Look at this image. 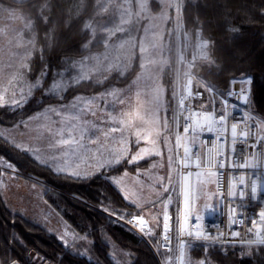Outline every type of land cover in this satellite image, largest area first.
I'll return each instance as SVG.
<instances>
[{"label":"trees","instance_id":"1","mask_svg":"<svg viewBox=\"0 0 264 264\" xmlns=\"http://www.w3.org/2000/svg\"><path fill=\"white\" fill-rule=\"evenodd\" d=\"M87 1L90 0H51L52 6L44 9L38 18L37 10L31 8L33 0H3L5 6L11 4L31 20L33 27L28 35L34 33L36 40L29 59V77L33 79L41 72L45 77L42 85L21 107L0 105L1 126L19 124L43 107L68 102L76 95L97 94L131 82L139 69L136 63L123 78L111 75L103 84H97L93 79L82 80L69 85L60 96L47 93V83L63 61L76 60L103 48L98 42L89 45L88 49L83 47L92 36L91 31L84 28L88 19ZM182 3L183 26L190 36L187 55L195 47L197 30L208 40V58L198 60L192 66L197 80H203L216 91H224L233 76L240 78L244 74L250 77V95L254 103L249 108L264 122V15H261L264 0H182ZM226 9L233 23L240 26L239 34L225 30L223 16ZM44 15L48 17L47 22ZM249 20L253 22L247 23ZM46 34L48 39H45ZM174 62L161 74V81L169 91H173L175 80ZM206 99L205 96L201 101L194 100L193 105L199 107ZM170 106L169 112L173 99ZM203 106L208 107L207 104ZM2 160L14 166L17 176L45 189V199L69 223L72 231L90 240V252L75 251L38 223L11 212L0 196V264H158L148 243L104 210L117 209L142 215L112 185L107 175L140 170L148 166L151 158L135 164L124 162L82 179L66 173L56 174L26 151L0 138ZM0 172L10 171L0 169ZM157 217L150 222L155 233L152 241L159 237L160 218ZM111 246L115 247V259L110 253ZM247 246L192 244L188 250V262L196 264L197 260L206 259L207 264H264V244Z\"/></svg>","mask_w":264,"mask_h":264},{"label":"rangeland","instance_id":"2","mask_svg":"<svg viewBox=\"0 0 264 264\" xmlns=\"http://www.w3.org/2000/svg\"><path fill=\"white\" fill-rule=\"evenodd\" d=\"M86 4V2H85ZM81 5L82 9L84 5ZM108 6V11L104 13V17L97 16V12L100 11L102 6ZM121 6L129 7L132 12L131 20L129 24L123 25L128 29L125 33L118 32L116 36L112 37L110 43L118 44L121 40H128L135 42L136 47L132 51L131 66L124 73L123 76H120L118 72L113 69L111 73L103 71L104 68H107L108 64H120L123 66L124 61V50L111 49L108 53V60L104 61L101 65V70L97 71L95 68L96 61L88 59L83 61L81 64H77L76 67L71 65L75 61H63L61 67L57 69L53 78L47 83L46 91L54 96H60L65 91L66 87L70 84H74L73 77L79 74H88L90 79L94 81L104 80L105 76L110 77L115 75L117 78H123L128 72L131 71L135 63L140 65V53L139 46L140 42L143 41L145 47L149 49V53L152 52L151 43H152V32L155 31L158 34H163V40L160 43L163 44V51L157 57H152L146 54V59L155 58L158 61H166V63L158 64L152 71L153 79L151 81L141 80L138 84H133V81H136L137 76L140 74L141 69L137 70L134 76L131 79V82L128 86L118 89H129L131 86V92L134 95L137 90H140L142 95L141 99L147 101L150 97L147 96L148 89L152 86H155L158 83L162 88V107L160 109L161 124H163V118L166 116L168 118V109L170 103L173 99V91L168 90L161 81L162 71L172 64L174 61L175 70H176V54H178V48H184V42H187L189 46V38L186 40L184 33L186 32L184 26L179 32V35L176 32V11L175 9H169V20L167 22L161 23L159 20L152 19L153 17L159 16V7L157 0H149V9L147 12L140 13V16H137L136 13L139 12V0H100V4H97V0L87 1L86 8L87 20L92 21L97 27V35H100L101 38H96L92 43H97L99 40L106 38V33H103L100 29V24L104 23V18H111L108 27H115L119 24V13L117 9ZM15 12V15L20 17V19H6L0 20V105H7L14 107L11 103L13 96L15 99L19 100L21 95L27 97V99L33 94V91L38 87H32L39 82V87L42 85L45 73L41 72L35 80H30L29 70V60L26 61L27 67L20 69L22 77L14 78L17 69L19 68V55L18 53L23 52L24 49H17L15 44L17 42L14 37V33H7L4 29L5 23L8 26L7 29L16 30L17 34H21L24 31L25 24L31 22V20L18 11L17 9H12ZM5 17L6 14H0ZM125 19H128L126 16ZM32 23V22H31ZM159 25L158 28H153V25ZM183 25V21H182ZM149 29L147 35H145L144 29ZM26 29V28H25ZM171 31V35L169 32ZM199 30H197L198 32ZM30 30L27 28L25 31L24 39L27 40L31 37V34L28 35ZM200 32V31H199ZM23 34V33H22ZM205 39V38H203ZM12 40V43L8 41ZM196 46V38H195ZM127 47V46H126ZM189 49V47H187ZM105 52V48H101L99 52H93L87 56H97L100 55L101 59L102 54ZM172 53V57H171ZM175 54V58H174ZM175 59V60H174ZM172 60V61H171ZM174 60V61H173ZM153 66L149 65V68ZM162 67V71L160 68ZM79 71V72H75ZM6 79V80H5ZM82 81V80H81ZM55 83L57 85L56 89L53 90L52 85ZM31 88V90H30ZM27 99L25 101H27ZM111 100V97H109ZM25 103V102H23ZM94 101L89 106H93ZM105 105V104H104ZM60 105H54L52 107H44L41 110H38L22 120L20 124L13 126H1L0 132L5 133V139L9 142H12V137L15 138L16 142L23 143L25 148L30 149L28 154L32 156L36 161L46 160L48 165L54 170L55 167H63L66 169V172H71L73 170H80L82 173H87V175L94 173L102 168L108 169V167H102L104 160L109 157V152L113 148H119L121 145L117 144L113 137L118 138L119 133L112 134L108 136L105 133L108 131L110 124H105L106 119L104 118L105 113L101 112V116H94L93 114H84V120L91 121L85 123L82 128H86L87 131H103L107 140H112L113 143L109 145L108 153L103 154V152H96L95 158L98 161L91 162V165L87 167H82L78 163L79 154L77 150H74L77 154L73 155V151L67 150V148L60 147L57 149L55 146L60 139H63L60 133L61 128L64 124V119L67 117V114L64 111H56L55 109H66L64 107H59ZM87 105L85 110L90 109ZM68 108H72L71 105H68ZM73 109V108H72ZM75 109H73L74 111ZM170 110V109H169ZM57 112H60V115H57ZM87 114V115H86ZM170 114V112H169ZM96 120V121H95ZM95 121L96 123H92ZM100 123H98V122ZM172 120L168 118L169 126ZM26 125V126H25ZM95 128V129H94ZM104 129V130H103ZM11 132V137H8V133ZM127 135V133H125ZM162 132L161 139L159 141V148L161 155L159 156H146L142 160L151 158L149 166L144 170H139L138 173H128L120 172L119 174L109 175L110 182L121 192V194L127 197L126 200L133 201L139 205H147L151 207L150 202H155L154 209L160 207V198L164 197L169 191V185L177 179V172L175 169L174 159L173 163L169 164V157H173V146H172V133L169 134V143L166 146L163 142ZM134 141V137L129 138V149L131 148V143ZM55 145V146H54ZM142 140L139 147H149ZM169 149L172 151L170 152ZM138 151V148L132 153L134 155ZM68 152V153H67ZM130 152V151H129ZM56 157V159H53ZM141 161V160H139ZM6 161H0V168L9 170L13 173H17L14 169H7L4 167ZM138 162V161H137ZM7 163V162H6ZM155 165V167H153ZM200 172L202 175L197 178V173ZM11 174V173H10ZM8 173L1 172L0 174V196L5 202L8 209L13 213H19L25 218L38 223L40 226L45 228L49 233L55 235L59 238L64 244L69 245L75 251L80 253H89L90 252V240H83L85 236H80L72 231L69 223L65 221L61 215L54 210V208L47 202L44 197L45 189L42 186H38L32 182H29L25 179L19 177H14ZM169 176H171V182L169 181ZM209 178L205 170H197L194 173V196L193 204L195 210L198 212L201 206L206 204L217 205V197L214 194L212 188V178ZM167 188V191L164 189ZM159 200V201H157ZM145 213L144 211L142 214ZM249 247V246H247ZM253 247V246H250ZM110 253L115 259V247L110 248ZM120 254V253H119ZM126 255V253H123Z\"/></svg>","mask_w":264,"mask_h":264},{"label":"snow or ice","instance_id":"3","mask_svg":"<svg viewBox=\"0 0 264 264\" xmlns=\"http://www.w3.org/2000/svg\"><path fill=\"white\" fill-rule=\"evenodd\" d=\"M158 7H159V16L153 17L154 20H159L161 23L167 22L169 20V9H175L176 11V32L179 35V32L182 30V9H183V3L182 0H157ZM97 4H100V0H97ZM52 6L51 0H33V3L31 5L32 9L37 10V16L39 18V14L44 11L46 8H50ZM149 9V0H139V12L136 13L137 16H140V13L147 12ZM108 11V6H102L100 11L97 12V16L104 17V13ZM119 13V24L115 25V27H108V23L112 22L111 18H104V23L100 24V29L103 33H106V38L101 39L98 41L99 44H102L105 48V52L102 54V59L100 55L97 56H91V57H85V59H91L96 61L95 68L97 71L101 70V65L104 63V61H107L109 56L108 53L111 49L115 48L118 50H124V61L125 63L123 66L120 64H108L107 68H104L103 71L111 73L113 69H115L120 76H123L124 73L128 70V68L131 66V59H132V49L136 47L135 42H131L128 40H121L118 44L116 43H110L112 41V37L116 36L118 32L125 33L128 31L123 25L129 24L132 16V12L129 7H123L121 6L119 9H117ZM0 14H6L4 18L6 19H20V17L15 15V12L12 10V5H4L3 0H0ZM261 15H264V10L261 11ZM128 17V19H125V17ZM43 19L45 22H47L48 17L47 15L43 16ZM223 22L225 30L229 33H232L234 35L239 34L241 29L240 26L235 25L233 23V20L230 16V12L226 9L223 16ZM253 21L249 20L247 23H252ZM33 27L32 23L29 22L25 24V28L31 29ZM159 25H153V28H158ZM84 28L91 31V39L88 40L87 43L83 45L85 49L89 48V45L92 44L94 40H96V33H97V27L93 24L92 21H88L84 24ZM145 35L148 34L149 29L145 28ZM169 35H171V31L169 32ZM186 40L189 38V34L187 32L184 33ZM152 43H151V49L152 52L149 53V49L145 47L143 41L140 42L139 46V53H140V69L141 72L137 76L136 81H133V84H138L141 80L145 81H151L153 79L152 71L153 69L161 63H166V61H158L155 58H149L146 59V54L157 57L160 55V53L163 51V44L160 43V41L163 40V34H158L157 32H152ZM45 39H48V36L46 34ZM17 42L15 44V47L17 49L23 48L24 51L18 53L19 55V68L17 69V72L14 76L16 78L17 76L20 78L22 77V73L20 72V69L26 68L27 63L26 61L29 60L32 56V51L35 48V34L33 33L30 38L27 40L24 39L23 34H18V37L16 38ZM9 43H12V40L8 41ZM52 44L49 42V47H51ZM127 46V47H126ZM187 46V45H185ZM196 47L200 50L202 56L204 58H207L208 56V42L203 40L201 37L200 32L198 31L196 34ZM179 52V49H178ZM180 62H183V56L180 57ZM82 62H74L71 66L76 67L77 64H81ZM149 65L153 66L152 68H149ZM191 67V64H189V68ZM162 67L160 68V71H162ZM185 75H188L185 73ZM75 83H79L81 80H88L90 79V76L88 74H79L72 78ZM108 76L104 77V80H107ZM104 80H97V84H103ZM177 82H179V70H177ZM239 82L241 84L240 89V95L245 100L246 104H252L254 103V100L251 98L249 89L244 87L245 85H251V78L241 74L239 80L235 76L232 77V79L229 81L230 84H235ZM192 80L189 78L187 80V83L183 85V90L179 93V100H178V107L184 111H188L187 105L185 103L186 100L194 99L195 96H200L201 93L197 92L195 93V96L191 90ZM32 87H39V82H37L36 85H33ZM57 85L53 83L52 88L55 90ZM31 90V88H30ZM205 90L208 92H213L214 89L211 86L205 85ZM231 94V93H230ZM141 91L137 90L135 94L133 95L131 92V86H129V89H118V88H111L110 90L100 92L97 96L92 97L91 99H85L84 97L77 96L74 101L71 104V107L73 109H78L79 112L85 111V108L87 105H90L95 100H101L103 99L106 104L110 103L111 111L107 113L109 121H110V127L108 128V131L105 133L106 136H108L110 133L115 134L119 133V137H113L115 142L121 147L119 148H113L109 152V157L104 160L102 167H113L118 166L122 163L123 160L129 157V138L134 137V141H132L133 145L138 148V151L134 155H131L130 158H128V163H136L139 160L144 159L146 156H159L161 155L159 148V141L163 135V142L167 146L169 143V134H171V128L169 126L168 118L165 116L163 118V124H161V116H160V109L162 107V88L161 86L156 83L155 86H152L148 89L147 96L150 97L147 101L141 99ZM177 92L173 91V98H176ZM111 97V101L108 100V98ZM27 99L26 96L21 95L20 99H15V96H13V99L11 101L12 105L15 108L21 107L23 102ZM227 102L225 101V104ZM81 105H84L83 107ZM203 105H201V108L203 109ZM57 115H60V112H57ZM95 115V113H93ZM78 115H73L72 119H78ZM175 117H173V122H175ZM226 119H227V113L221 112L219 116H216L213 111H201L192 109L190 114L187 117V123L183 127L182 134L176 133L175 134V143L177 148L183 147V154L177 153L178 160L176 161L180 165H182L184 168H188L191 163H195V166L197 168H201L202 164L204 166L205 172H207V175L209 178L211 176L215 175V173L211 172V169L215 166L213 162V158L211 156V153H209L206 160H202L201 154L193 153L190 154V148L182 143V140L186 137H188L189 133L191 132L193 135L196 133L197 129L203 130L207 128L209 131L213 129L215 125H220L221 128H225L226 125ZM23 123V122H22ZM26 126V125H25ZM261 130H264V123H261L260 125ZM240 126L238 123H232L231 124V136L233 139V143H235L237 136L243 137L244 139H247L249 135V131H245L244 129H240ZM226 130V129H225ZM127 133V135H125ZM62 134V133H61ZM8 137H11V132H9ZM0 138H6L5 133L0 132ZM144 141L145 144L150 145L149 147H139L141 141ZM261 140H264V137H261ZM13 146L16 147L19 150L22 151H31L30 149L25 148L23 143L16 142L15 138L12 137ZM58 145L63 146H69L74 143H76V140L74 137H72L71 133H69L68 139H60L58 142ZM55 146V145H54ZM255 146V145H253ZM171 152L172 150L169 149ZM53 159H56V157H53ZM39 163L42 165H47L48 161L46 160H39ZM173 163V157H169V164L171 165ZM247 164L241 165V167H247ZM4 167L7 169H13L14 166L11 163H4ZM155 167V165H153ZM221 167L223 165L221 164ZM54 171L56 174L66 173L68 175H71L76 178H87V173H82L80 170H73L71 172H66V169L63 167H55ZM192 175L191 172H188L187 174H182L180 176V185L181 188L184 190V196H185V202L186 207L188 206V191H187V181L188 178ZM197 178L199 180V177L202 175V173L198 172ZM171 176H169V181L171 182ZM241 183H243V178H241ZM168 189L165 188L164 191H167ZM251 193L253 196L257 193V186L253 184L251 186ZM231 196H234L235 193L229 192L228 193ZM220 195H223L222 193ZM245 195L244 191L240 192L241 198H243ZM125 199L127 197L125 196ZM167 202L163 203V218H164V235L162 241H154L158 248L163 247L166 252L161 253L162 255H165L166 261L165 264H185L186 260V252H185V245L183 241L180 242L178 247V254L175 255V257L168 255L172 250L169 248L170 239L168 236L169 231V216L167 213ZM129 203L133 204L135 208H137L140 212L144 211V206L136 204L133 201H129ZM151 207L149 208V211H151V208L155 207V202H150ZM207 210L211 211L213 210L211 206H206ZM106 212H109L110 215H114L120 219H124L127 216H131V219H128L127 222L131 224L134 228H138L139 232L143 236H147L149 238L153 237L155 235L153 227L149 226V222L145 220L144 215H135L130 212H124L117 209H104ZM231 213L233 216L236 214V209L232 208ZM257 216L259 218V222L261 224H264V210H260L257 213ZM152 219L155 221L158 219L157 216H153ZM200 217L197 216L196 220L199 221ZM243 220V218H241ZM235 222V220H234ZM180 233H183L185 229L183 228V225L180 226L179 229ZM252 229L249 228V232H251ZM234 235H238V233H234ZM189 237H195L197 240H208L209 237L201 233L200 231H197L195 233L188 232ZM256 237H261V232L257 230L255 232ZM83 240H87V237H83ZM248 246H251L252 244L260 243L264 244V238H260L259 240H248L245 242ZM7 264V262H6ZM188 264H191V261L188 262ZM196 264H207L206 259H199L197 260Z\"/></svg>","mask_w":264,"mask_h":264},{"label":"built area","instance_id":"4","mask_svg":"<svg viewBox=\"0 0 264 264\" xmlns=\"http://www.w3.org/2000/svg\"><path fill=\"white\" fill-rule=\"evenodd\" d=\"M203 40L208 42L206 39ZM183 47L178 48L179 52L176 54L173 91L177 92V96L173 98L172 106V115L176 118L175 122L172 123L174 164L178 179V183L175 184L179 185L180 188V176L182 174L191 172L192 175L188 178V181H190L197 170H204V166L202 164L201 168H197L195 163H191L188 168H184L176 162L178 160L177 153L183 154V147L177 148L175 134H182L183 127L188 122L187 117L192 109L213 111L216 116H219L221 112L227 113L225 128L215 125L211 131L207 128L202 131L197 129L194 135L190 132L188 137L182 140V143L190 148V154L198 152L201 154L202 160H206L209 153H211L215 165L211 169V172L215 173L213 175L212 188L217 197L216 206L206 204L201 206L196 214H193L191 209L178 206L179 211L175 217L167 208L169 216V231L167 234L170 239L169 248L172 250L168 255L175 257L178 254L179 244L183 241L186 252L185 264H188V250L192 244L247 245L245 242L248 240L264 238V224L259 222L257 216L260 210H264V140H261V137H264V130L260 128L261 123L264 122L251 111L249 104L245 103V100L240 95L241 84L239 82L229 84L224 91H206L205 85L207 83L203 80H197L192 66L196 61L207 59L208 56L204 58L196 46L190 55H187V42H184ZM181 56H183V62H180ZM189 64H191L190 68ZM177 70H179V82H177ZM185 73L188 75H185ZM189 78L192 80L191 90L194 96L197 92L201 93V95L195 96L194 99L186 100L188 111H184L178 107L179 93L183 90V85L187 83ZM195 85L198 87H195ZM244 87L248 88L250 92L249 85ZM205 96L207 99L201 105L207 104L208 107L204 106L202 109L201 106L196 107L193 105L194 100L201 101ZM225 101L227 102L226 104ZM232 123H238L240 129L249 131L247 139L238 135L235 143H233L231 136ZM221 164L223 167H221ZM244 164L248 166L241 167ZM241 178H243V183H241ZM253 184L257 186V193L254 196L251 193ZM241 191L245 193L243 198L240 196ZM229 192L235 193V195L231 196L228 194ZM221 193L223 195H220ZM206 206H211L213 210H207ZM232 208L236 209L235 216L231 213ZM197 216L200 217L199 221L196 220ZM115 219L139 234L150 246L158 264H165L166 257L161 253L166 252V250L162 246L158 248L151 238L143 236L138 228H134L129 224L127 220L131 219V216L124 219L115 217ZM160 222L157 241H162L164 235L163 214ZM181 225L185 229L183 233L179 231ZM149 226L151 227L150 223ZM249 228L252 229L251 232H249ZM257 230L261 232V237L255 236ZM197 231L208 236L209 239L197 240L195 237L188 236V232L195 233ZM234 233H238V235H234Z\"/></svg>","mask_w":264,"mask_h":264},{"label":"crops","instance_id":"5","mask_svg":"<svg viewBox=\"0 0 264 264\" xmlns=\"http://www.w3.org/2000/svg\"><path fill=\"white\" fill-rule=\"evenodd\" d=\"M12 9H14V8H12ZM3 18L4 17L0 15V20L1 21L2 20H5ZM5 26H8V25L5 23ZM5 26H4V29L6 30L7 33L12 32V33H14V37H18V34H17V31L16 30L7 29V27H5ZM22 29H24V31H22V33H23V36H25V31H26L27 28L26 29L25 28H22ZM91 53H93V52H89L85 56H83L81 58H78L76 60H72V61H75V62L87 61L88 59H85V57H89L87 55L88 54H91ZM75 72L77 73L79 71H75ZM28 78L30 79L29 76H28ZM35 78L30 79V80H35ZM128 85H126V86H128ZM126 86H123V87H126ZM123 87H110V88H107V89H105V90H103L101 92L110 90L111 88H123ZM99 93L92 94V95L79 94V95L74 96L68 102L59 103V104H52V105H47L46 106V107H52L54 105L55 106L56 105H60L59 106L60 108L61 107L66 108V109H55L56 111H64L67 114V117L64 119L63 127L61 128V131H60V133H62V136L61 137L63 139H68L69 138V133H71L72 137L75 138L76 143H74L72 145H69V146H63V145L56 144L55 147L57 149H59L60 147H63V148L66 147L67 150H69V151L72 150L73 151V155L74 156H76V154H77L74 150H77L78 151V154H79L78 163L82 167H87V166L91 165V162L98 161L97 159H94L95 158V155H96V152L101 151V152H103V154L108 153V150L110 148L109 145L111 143H113L112 140H107L106 139L107 137L104 136L103 131H101V130L99 131V129H97L95 131H93V130L92 131H87L86 128H82V126L85 123L91 122V121L88 122V120H84V114L85 113H87V114H93V113H95L94 116H96V118H97V116H101V112H103L105 114L102 115V116H104V118L106 119V122H104V123L105 124H110V121H109V118H108L107 113L111 111V106H110V103L109 104H106L103 99H101V100H95L93 106H89L88 105L90 107V109H87V110H85L83 112H79L78 109H75L73 111L72 108H68V105L70 106L72 104V102L74 101V99L77 96L84 97L87 100V99H91L94 96H97ZM108 100H109V98H108ZM109 101H111V100H109ZM81 106L83 107L84 105H81ZM73 115H78L79 118L78 119H72V116ZM167 116H168L169 119L172 120L170 122V128H171V133H172V146H173V159H174L173 130H172V123H173L172 109H171L170 114H169V109H168V115ZM95 121H93L92 123H96ZM98 123H100V122H98ZM118 137H119V135H118ZM136 149H137V147L134 146L133 143H131V148H130V152H129V157L128 158L131 157L132 153ZM26 152L28 153V151H26ZM128 158H126L125 160H123L122 163H124V162H127L128 163ZM141 161H143V160H141ZM141 161H138V162H141ZM138 162H136V163H138ZM149 163H148V166H149ZM129 164H135V163H129ZM47 166H49V165L47 164ZM147 167H144V168H142L140 170H144ZM110 168H112V167H108V169H110ZM104 170H107V169L102 168V169H100L98 171H95L92 174L99 173V172H102ZM138 171L139 170H136L134 172H130V171L123 170L121 172H128V173H134L135 174V173H138ZM5 173H8V174L11 173L10 175H13L14 177H19L21 179H24L23 177L17 176L16 173H13L11 171L10 172H5ZM119 173L120 172H118V173H112V174H119ZM0 174H1V172H0ZM92 174H89V175H92ZM89 175H87V176H89ZM109 175H111V174H109ZM109 175H107V178L108 179H109V177H108ZM193 178H194V174L191 177V180L190 181H187V191H188V206L187 207H186V202H185L184 190L182 188H180L179 185L175 184V183H178V181L174 180V182L169 185V191H168V193L166 195L164 194V197L160 198V201L157 200V201L161 202L160 203L159 210L158 209L151 208V211H149V209L146 207L147 205L144 206V212L145 213L142 214V215H144V218L150 223L151 221H154L152 219L153 216H159L160 221H161V217H162V214H163V210H162L163 209V203L162 202H167L169 200H170V202H168V204H167L168 207L167 208L174 214L175 217L177 216V213L179 211V207L178 206H181L182 208H185V209H191L192 212H193V214H196L197 211L195 210V207H194V204H193V196H194V179ZM212 184H213V179H212ZM169 193H171V194L169 195ZM160 224H161V222H160Z\"/></svg>","mask_w":264,"mask_h":264}]
</instances>
